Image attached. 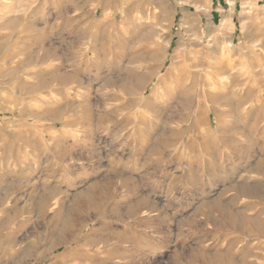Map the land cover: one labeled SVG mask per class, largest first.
Masks as SVG:
<instances>
[{"label":"clouds","instance_id":"obj_1","mask_svg":"<svg viewBox=\"0 0 264 264\" xmlns=\"http://www.w3.org/2000/svg\"><path fill=\"white\" fill-rule=\"evenodd\" d=\"M0 264H264V0H0Z\"/></svg>","mask_w":264,"mask_h":264}]
</instances>
